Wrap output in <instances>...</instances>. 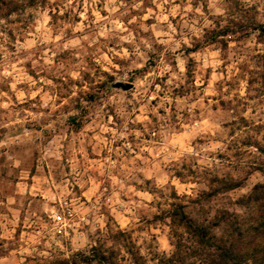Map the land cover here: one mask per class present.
I'll use <instances>...</instances> for the list:
<instances>
[{
    "label": "clouds",
    "instance_id": "clouds-1",
    "mask_svg": "<svg viewBox=\"0 0 264 264\" xmlns=\"http://www.w3.org/2000/svg\"><path fill=\"white\" fill-rule=\"evenodd\" d=\"M12 3L0 264H89L100 234L115 264H187L172 221L195 233L189 209L224 196L244 210L229 217L255 204L264 219V0Z\"/></svg>",
    "mask_w": 264,
    "mask_h": 264
},
{
    "label": "rangeland",
    "instance_id": "rangeland-1",
    "mask_svg": "<svg viewBox=\"0 0 264 264\" xmlns=\"http://www.w3.org/2000/svg\"><path fill=\"white\" fill-rule=\"evenodd\" d=\"M1 1L4 3L1 4ZM14 11H17V6L13 5L12 0H0V17L9 16ZM258 180L259 178H253L248 182L249 186ZM239 195L240 192L238 191L232 193L230 198L234 200ZM224 201V196L216 197L208 205L211 208V212L207 215H201L193 209H189V215L193 216L195 221L201 223V227H196V225L188 222V227L195 229V233L179 236L184 232V229L173 219L172 226L173 231L177 234V239L187 246L183 249L185 256L189 255L190 250L196 253L195 259L188 260L187 264H246L250 250L264 245V227H260L264 225V219L261 218L257 211L258 206L252 205L250 215L244 212L239 217H229L228 213L230 212L241 213L244 210L235 205L229 207ZM221 209L225 210V221H218L219 226L210 228L206 234L203 222L206 220L208 224H211L213 220L219 217V210ZM161 219L162 215L158 214L156 220L159 221ZM184 220L187 221V217H184ZM237 220L239 223H236ZM148 223L152 225L153 222L149 221ZM154 226L157 228L161 227L160 224ZM164 227L167 228L168 225H164ZM258 228L259 230H257ZM241 232L243 235H238ZM107 239L105 235H99L97 243L100 246L93 249L94 257L89 260V264H92V260H95V264H115L114 258L118 255L119 249L113 251L112 248L107 247ZM251 254L255 258L256 253L252 252ZM263 258L264 256L260 258L259 263Z\"/></svg>",
    "mask_w": 264,
    "mask_h": 264
},
{
    "label": "trees",
    "instance_id": "trees-1",
    "mask_svg": "<svg viewBox=\"0 0 264 264\" xmlns=\"http://www.w3.org/2000/svg\"><path fill=\"white\" fill-rule=\"evenodd\" d=\"M4 2L1 1V4H3ZM259 264H264V258L262 259V261Z\"/></svg>",
    "mask_w": 264,
    "mask_h": 264
}]
</instances>
